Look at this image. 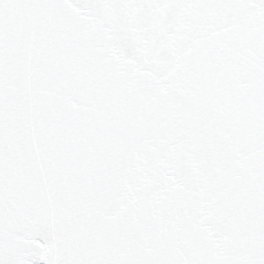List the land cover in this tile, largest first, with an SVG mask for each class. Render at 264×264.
I'll use <instances>...</instances> for the list:
<instances>
[{
    "label": "snow or ice",
    "instance_id": "obj_1",
    "mask_svg": "<svg viewBox=\"0 0 264 264\" xmlns=\"http://www.w3.org/2000/svg\"><path fill=\"white\" fill-rule=\"evenodd\" d=\"M0 264H264V0H0Z\"/></svg>",
    "mask_w": 264,
    "mask_h": 264
}]
</instances>
